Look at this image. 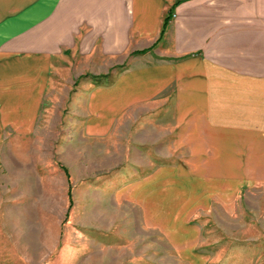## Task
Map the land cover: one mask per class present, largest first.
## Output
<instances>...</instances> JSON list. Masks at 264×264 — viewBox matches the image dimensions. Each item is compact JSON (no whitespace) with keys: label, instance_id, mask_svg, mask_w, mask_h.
<instances>
[{"label":"rangeland","instance_id":"374dc122","mask_svg":"<svg viewBox=\"0 0 264 264\" xmlns=\"http://www.w3.org/2000/svg\"><path fill=\"white\" fill-rule=\"evenodd\" d=\"M35 58L0 70V264H264V174L196 168L164 58Z\"/></svg>","mask_w":264,"mask_h":264},{"label":"crops","instance_id":"0c3cea01","mask_svg":"<svg viewBox=\"0 0 264 264\" xmlns=\"http://www.w3.org/2000/svg\"><path fill=\"white\" fill-rule=\"evenodd\" d=\"M143 50L178 79L196 168L264 174V0H0V70Z\"/></svg>","mask_w":264,"mask_h":264},{"label":"trees","instance_id":"16d2710c","mask_svg":"<svg viewBox=\"0 0 264 264\" xmlns=\"http://www.w3.org/2000/svg\"><path fill=\"white\" fill-rule=\"evenodd\" d=\"M170 20V17H168L167 19H166V21H165V25H164V29H165V27H166V25H167V23H168V21ZM164 31V30H163ZM145 52V50H143V51H140V52H134V53H144Z\"/></svg>","mask_w":264,"mask_h":264}]
</instances>
